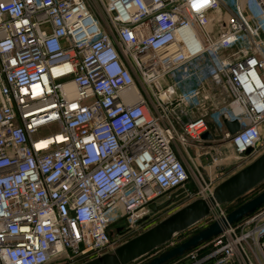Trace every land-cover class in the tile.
Segmentation results:
<instances>
[{"label":"built area","instance_id":"2783aa9c","mask_svg":"<svg viewBox=\"0 0 264 264\" xmlns=\"http://www.w3.org/2000/svg\"><path fill=\"white\" fill-rule=\"evenodd\" d=\"M100 1L103 15L0 0V264L101 254L188 182V146L260 143L264 0ZM229 211L215 206L200 223L220 232L168 264H264V203Z\"/></svg>","mask_w":264,"mask_h":264},{"label":"water","instance_id":"95a60500","mask_svg":"<svg viewBox=\"0 0 264 264\" xmlns=\"http://www.w3.org/2000/svg\"><path fill=\"white\" fill-rule=\"evenodd\" d=\"M224 124L230 132H234L238 128L236 120H224ZM213 134L217 136L219 132L214 129ZM202 137L210 138L211 133L207 131ZM263 182L264 150L247 164L218 181L208 196L192 198L141 232L118 243L113 248L77 264H136L146 258L147 260L142 264H168L219 233L220 223L214 221L188 235L183 241L149 256L167 246L177 235L204 220L215 206L231 203ZM188 188L189 184L186 182L183 187L171 192L167 200L160 204L152 203L150 208L154 211L163 208L170 202L182 198L185 195V189ZM263 203L264 189L230 210L226 220L228 222L237 221L252 213Z\"/></svg>","mask_w":264,"mask_h":264},{"label":"rangeland","instance_id":"374dc122","mask_svg":"<svg viewBox=\"0 0 264 264\" xmlns=\"http://www.w3.org/2000/svg\"><path fill=\"white\" fill-rule=\"evenodd\" d=\"M84 1L86 2L87 6L91 9V11H93L95 14L103 15L102 3L100 0H84ZM209 19L211 21L212 32H215L217 29L221 28L222 25L215 24L214 14H210ZM217 23L219 22L217 21ZM180 74H181L180 68H178L174 71L171 79L176 78ZM260 134H261L260 143L256 146V149L254 151H251L246 155L235 153L231 143L227 140H223L220 138H216L212 142L202 141L188 146L187 147L188 155L185 158V164L188 170L187 183L189 184L190 194L184 195L182 198L170 202L169 204L165 205L163 208L159 210L154 211L150 208L148 212V216L137 227L128 230H122L115 238L114 242L118 244L130 238L131 236L141 232L142 230L146 229L150 225L154 224L155 222L163 218L165 215H167L174 209L178 208L179 206L183 205L187 201L194 198L196 195H198L199 191L202 189L203 186H206L209 183L213 184L214 181L215 183H217L221 179L225 178L226 176L230 175L234 171L238 170L239 168L247 164L255 156H257L260 152L264 150V120L260 125ZM209 152L212 153V155L214 156L213 163L207 166H201L198 162V158L206 155ZM263 189H264V183L256 187L255 189L249 191L245 196H243L238 201V203L244 202L252 198ZM170 194L171 193H168L167 196L165 195L162 196V198H160L156 202V204H160L164 200H167ZM188 235L189 234H187V236ZM184 236L186 237V235L178 236L175 239V242L173 243L175 244L178 241L183 240L185 238ZM168 245H170V243ZM168 245L162 247L160 250L151 254L149 257L157 254L163 249L170 247ZM145 260H147V258L141 261L145 262ZM76 261L77 260H72V261L68 259L64 260L62 259V256H59L51 260V262H49L48 264H77ZM138 264H140V262Z\"/></svg>","mask_w":264,"mask_h":264},{"label":"trees","instance_id":"16d2710c","mask_svg":"<svg viewBox=\"0 0 264 264\" xmlns=\"http://www.w3.org/2000/svg\"><path fill=\"white\" fill-rule=\"evenodd\" d=\"M263 183H264V182H263ZM263 183H262V184H263ZM260 185H261V184H260ZM260 185H259V186H260ZM257 187H258V186H257ZM255 188H256V187H255ZM255 188H254V189H255ZM250 191H251V190H250ZM246 194H247V193H246ZM246 194H245V195H246ZM245 195H243V196H245ZM243 196H242V197H243ZM242 197L236 199L235 201H233V202H231V203H228V204H227V208H228L229 210H232L234 207H236V206H238L239 204H241L242 202H241V203H238V201H239ZM235 203H236V204H235ZM202 227H203V226H201V223L196 224L195 226L191 227L190 229L186 230L185 232H183V233L177 235L175 238H173L172 241L170 242V244L173 243V242H175V239H176L178 236L186 235V237H187V234L190 235V234L194 233L195 231L201 229ZM184 237H185V236H184ZM184 237H182V238H184ZM186 237H185V238H186ZM185 238H184V239H185ZM184 239H183V240H184ZM183 240H180V241H183ZM180 241H178L177 243H179ZM177 243H175V244H177ZM175 244L173 243V245H175ZM167 245H168V244H167ZM168 246H170V245H168ZM178 258H180V257H178ZM178 258H176V259H178ZM176 259H175V260H176ZM173 261H174V260H173ZM171 262H172V261H171ZM138 263H139V262H138ZM138 263H136V264H138ZM141 263H143V262L141 261L140 264H141Z\"/></svg>","mask_w":264,"mask_h":264},{"label":"bare ground","instance_id":"6f19581e","mask_svg":"<svg viewBox=\"0 0 264 264\" xmlns=\"http://www.w3.org/2000/svg\"><path fill=\"white\" fill-rule=\"evenodd\" d=\"M197 45H198L197 43H193V44H192L193 47H194V46H197ZM46 142H47V141H43V142L40 143V145L46 144Z\"/></svg>","mask_w":264,"mask_h":264},{"label":"crops","instance_id":"0c3cea01","mask_svg":"<svg viewBox=\"0 0 264 264\" xmlns=\"http://www.w3.org/2000/svg\"><path fill=\"white\" fill-rule=\"evenodd\" d=\"M207 159H208V156H202V158H201V160H202L203 162H206ZM141 264H142V263H141Z\"/></svg>","mask_w":264,"mask_h":264},{"label":"snow or ice","instance_id":"6c2138e0","mask_svg":"<svg viewBox=\"0 0 264 264\" xmlns=\"http://www.w3.org/2000/svg\"><path fill=\"white\" fill-rule=\"evenodd\" d=\"M193 7H196V8H198V7H200V5H199V4H195V3H194Z\"/></svg>","mask_w":264,"mask_h":264}]
</instances>
